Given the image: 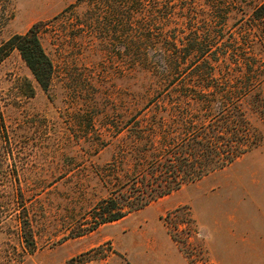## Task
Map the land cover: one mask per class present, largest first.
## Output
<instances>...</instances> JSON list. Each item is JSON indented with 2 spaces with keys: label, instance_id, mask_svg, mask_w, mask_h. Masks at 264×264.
<instances>
[{
  "label": "rangeland",
  "instance_id": "obj_1",
  "mask_svg": "<svg viewBox=\"0 0 264 264\" xmlns=\"http://www.w3.org/2000/svg\"><path fill=\"white\" fill-rule=\"evenodd\" d=\"M135 1L0 0V46L36 24L53 63L45 92L17 49L0 54V264H247L264 248V38L253 20L264 0ZM191 27L209 52L169 86L172 42L191 43ZM243 57L258 66L250 77ZM164 87H242L235 102L256 146L91 230L112 171L124 173L130 118Z\"/></svg>",
  "mask_w": 264,
  "mask_h": 264
},
{
  "label": "trees",
  "instance_id": "obj_2",
  "mask_svg": "<svg viewBox=\"0 0 264 264\" xmlns=\"http://www.w3.org/2000/svg\"><path fill=\"white\" fill-rule=\"evenodd\" d=\"M180 1H169L166 6L176 7ZM209 3L213 5L214 1ZM178 7L183 12L187 8ZM253 20L262 30L264 38V4L253 11ZM189 30L195 34L191 43H186L183 37L179 41L181 45L178 39L172 42V54L167 57L169 66L162 75L163 81L169 80L172 74L183 73L189 56L195 59L209 52V47L199 38V30L193 27ZM192 44L193 51L188 53ZM11 49L19 51L37 83L47 92L53 63L39 39L37 25L1 45L0 54ZM243 60L244 72L250 77L256 65H252L250 57H243ZM168 83L172 86L173 80ZM243 88L247 89L249 85ZM243 88L236 91L228 89L220 94L184 89L174 94L168 93L169 89L164 87L165 95L157 93L143 105L130 118L137 121L136 125L129 127L130 138L122 160L124 173L117 177V171H112L111 178L116 180L114 187L110 195L93 208L95 224L91 230L101 224L121 220L183 185L224 169L256 146L254 141H250L246 112L235 102V99L241 100L247 94ZM218 97L223 101L220 111L215 113L210 103Z\"/></svg>",
  "mask_w": 264,
  "mask_h": 264
},
{
  "label": "crops",
  "instance_id": "obj_3",
  "mask_svg": "<svg viewBox=\"0 0 264 264\" xmlns=\"http://www.w3.org/2000/svg\"><path fill=\"white\" fill-rule=\"evenodd\" d=\"M251 259L247 264H262L264 263V248L259 250L254 251L253 254L250 255ZM218 261V260H217Z\"/></svg>",
  "mask_w": 264,
  "mask_h": 264
}]
</instances>
